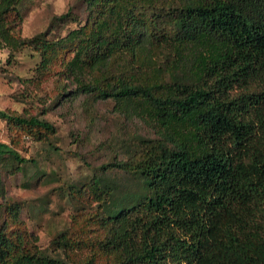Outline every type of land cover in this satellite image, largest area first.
I'll list each match as a JSON object with an SVG mask.
<instances>
[{
	"label": "trees",
	"instance_id": "trees-1",
	"mask_svg": "<svg viewBox=\"0 0 264 264\" xmlns=\"http://www.w3.org/2000/svg\"><path fill=\"white\" fill-rule=\"evenodd\" d=\"M26 1L0 0V49L30 48L44 68L68 56L61 79L76 94L113 100L156 137L105 166L135 191L118 196L93 178L102 234L85 261L45 253L5 204L0 264H264V0H81L86 18L55 16L53 27H77L54 39L21 35ZM0 119L13 140L56 134L35 116ZM5 155L27 162L0 143ZM50 247L80 244L61 233Z\"/></svg>",
	"mask_w": 264,
	"mask_h": 264
},
{
	"label": "rangeland",
	"instance_id": "rangeland-1",
	"mask_svg": "<svg viewBox=\"0 0 264 264\" xmlns=\"http://www.w3.org/2000/svg\"><path fill=\"white\" fill-rule=\"evenodd\" d=\"M70 10L82 21L86 18L81 0H27L19 8L21 35L64 36L77 24L53 27V18ZM67 58L53 60L44 68L30 48L14 57L0 49V110L35 116L56 129L55 135L42 141L24 135L13 140L7 123L0 119V143L27 160L20 165L10 155L0 157V226L7 220L4 205L16 204L22 221L17 228L36 237L41 250L83 262L98 250L93 244L102 234L97 219L101 207L90 192L93 178L114 187L118 196L135 191V179L105 166L126 160L139 138L156 136L137 117L119 112L113 100L76 94L75 85L61 79ZM61 233L78 241L80 248L53 252L51 243ZM102 262L101 257L95 264Z\"/></svg>",
	"mask_w": 264,
	"mask_h": 264
}]
</instances>
